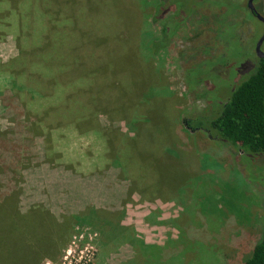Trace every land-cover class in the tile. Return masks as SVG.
Segmentation results:
<instances>
[{"label":"rangeland","instance_id":"obj_1","mask_svg":"<svg viewBox=\"0 0 264 264\" xmlns=\"http://www.w3.org/2000/svg\"><path fill=\"white\" fill-rule=\"evenodd\" d=\"M160 3L187 16L152 53ZM253 5L264 17V0ZM47 8L51 19H37L35 32L28 22L21 38H0L4 64L28 56L45 27L39 46L47 44L51 68L42 77L43 63L27 61L13 78L0 66V226L15 214L16 224H37L50 253L37 264H241L264 227V152H242L184 121L215 115L254 70L263 23L248 0ZM61 71L60 99L33 85ZM66 96L88 113H61Z\"/></svg>","mask_w":264,"mask_h":264},{"label":"trees","instance_id":"obj_2","mask_svg":"<svg viewBox=\"0 0 264 264\" xmlns=\"http://www.w3.org/2000/svg\"><path fill=\"white\" fill-rule=\"evenodd\" d=\"M46 4L49 6L50 0H47V3L45 1L44 3H37V0H0V38H4L7 33L12 32L21 38L27 31L26 25L28 22L32 24L35 32L34 24L37 19L47 17L51 19L49 18L51 14ZM172 7V5L165 3L157 4L154 7L153 20L159 23L161 29L158 38L149 42L150 46L148 48L152 53L158 52V50L169 43L173 31L182 19L187 16L185 7L182 12L176 8L177 11L165 14V11ZM103 29L106 30L105 27ZM100 30H102L101 27ZM38 33H40L38 42L36 41L33 44V41L31 45H25L29 49L28 56L24 54L7 63H0L2 67L10 68L9 76L14 78L15 74L18 75L20 73L19 70L25 66V62L28 61L29 64L33 65L40 60L45 66L41 69V76L48 77L51 70L49 67L50 51L42 50L46 48L47 44L43 47L39 46L43 34L48 35V32L45 27H42ZM104 33L105 31H103ZM19 46L24 50L20 43ZM81 53L83 56L80 55L81 57H79L82 63L76 69L78 75H80L78 76V81L84 79L83 77L86 73L85 71L82 72V70L87 66V62L83 58L87 56L84 52ZM63 77V72L61 71L56 77L52 75V80L39 79L38 81H32L39 92L47 89L48 93L53 92V96L56 99H60V94L56 96L57 88L62 87V85L67 86ZM39 85L41 88L38 87ZM63 102V109L65 110L61 113H65V115L73 110H79L78 113H75V115L79 114V116L84 114L85 109V114L88 113V107L84 102L82 103L67 96ZM72 105L73 107L70 109ZM93 110L96 111L97 108H93ZM196 121L199 122L198 125L195 124ZM184 122L185 127L189 129H200L205 133L212 131L216 138L238 145L242 152H264V58L257 57L254 70L244 80L240 81L226 101L219 106V111L215 115L197 116L186 119ZM98 131V135L101 134L102 130ZM107 141L113 143V139ZM124 141L126 144L129 142L126 139ZM114 142H116V139ZM139 166L140 164L137 167ZM13 216L14 218H11V222H6V224H4L5 215L1 218L3 224L0 226V264H37V260L44 254H50L45 252L47 242L41 241L42 237L39 236L37 224L29 223L33 220L27 221L23 217L25 221L16 224V214ZM241 264H264V227L259 240L254 243L249 256Z\"/></svg>","mask_w":264,"mask_h":264},{"label":"water","instance_id":"obj_3","mask_svg":"<svg viewBox=\"0 0 264 264\" xmlns=\"http://www.w3.org/2000/svg\"><path fill=\"white\" fill-rule=\"evenodd\" d=\"M248 8L251 10V12L254 13L255 17L260 20L263 23V32L261 36L258 38L256 44H255V53L257 57L264 58V52L261 49L262 42L264 40V17L261 16L255 9L253 5V0H248Z\"/></svg>","mask_w":264,"mask_h":264},{"label":"built area","instance_id":"obj_4","mask_svg":"<svg viewBox=\"0 0 264 264\" xmlns=\"http://www.w3.org/2000/svg\"><path fill=\"white\" fill-rule=\"evenodd\" d=\"M64 258L66 259V258H67V256L65 255V256H64ZM81 264H85V263H84V262H82Z\"/></svg>","mask_w":264,"mask_h":264}]
</instances>
